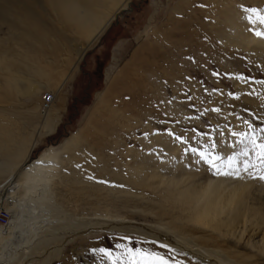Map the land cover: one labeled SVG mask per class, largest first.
<instances>
[{
  "label": "rangeland",
  "instance_id": "obj_1",
  "mask_svg": "<svg viewBox=\"0 0 264 264\" xmlns=\"http://www.w3.org/2000/svg\"><path fill=\"white\" fill-rule=\"evenodd\" d=\"M63 5L0 0V138L16 142L14 155L0 151V209L9 216L0 226L9 238L0 242L11 247L36 230L30 249L38 257L29 264H111L99 249L118 255V244L159 252L171 264H264L252 256L264 251V164L232 135L264 141V38L253 30L264 26L245 11L264 10V0H130L79 62L74 45L86 40L85 28ZM47 92L55 94L50 117L41 111ZM55 115L57 128L44 134ZM48 148L57 150L52 217L32 227L30 206L15 207L26 198L22 189L15 194L4 182ZM193 148L235 154V167L221 169L233 174H216ZM240 184L241 209L220 201L212 220L195 217L190 192L198 198L218 186L224 196ZM118 220L129 222L113 227Z\"/></svg>",
  "mask_w": 264,
  "mask_h": 264
},
{
  "label": "bare ground",
  "instance_id": "obj_2",
  "mask_svg": "<svg viewBox=\"0 0 264 264\" xmlns=\"http://www.w3.org/2000/svg\"><path fill=\"white\" fill-rule=\"evenodd\" d=\"M48 1H50V0H48ZM58 1H63V3H64L63 7L67 6L68 10L70 12L72 11L74 17L77 20H78V18H82V19H79V21H80L79 23H81L80 26L82 28H85L86 40H83L82 42H79L78 44H76L74 42V44H76V45H74V48H75V52L78 56V62H79V60H81L85 56L87 50L99 40V38L103 35V33L106 31V29L110 26L113 19L115 17H117L118 15H120L121 12L127 8L128 4L130 2V0H96V3L93 4L94 5V8H93L92 5H88V4H85V6L80 5L79 3H77L78 2L77 0H56V2H58ZM89 1H92V0H89ZM59 7H61V6H59ZM84 7H87V9L84 10ZM103 8H105L104 11H102ZM106 81H107V79H106ZM107 83H110V79H108ZM44 117H50L49 116V110L44 113ZM60 117H61L60 115H55V117H52L51 119H49V121H47V124L44 123L46 126L44 134H51L55 131V129L58 126ZM72 140H74V139H72ZM13 141L12 140L9 141L7 139L2 141L0 138V151H2V152L6 151L5 154L8 157L12 156V154L14 155V152H15V151H12L14 147L12 148V150L10 152V149H11L10 145L16 143L15 141L13 143ZM69 142H72V141H69ZM33 144H34V142H33ZM33 144L30 147V150H32V148L34 146ZM7 146H9V147H7ZM30 150H29V153H30ZM16 153H17V151H16ZM56 153H57L56 149L48 148L39 157H37L35 159H31V158L29 159L28 158V160L24 161L21 164L20 168L16 172L13 171L14 173H12L9 176V178H7L6 182H4V186L8 184L9 189L13 190L15 192V194H16V190H15L16 188L19 187L20 189H22L23 194H25L26 198H25V200L23 199L24 203L17 199V201H16L17 205H15V207L20 209L22 204H23V206L26 204L28 206H30L28 210H30V212L32 213V216H31V220L33 221L32 227L34 226V223L37 219H39V220L45 219V220L49 221L52 217V215L49 214L50 211L48 208H50V207H49V204L47 201L50 198V194H49V192H50V190H49V184H50L49 177L50 176H49V174L51 173V170L55 164L54 163L55 160H53V158L56 156ZM6 165H8V164H6ZM12 166H13V164L10 165V168L13 169L15 164L13 167ZM144 171L142 172L143 174L146 172V171L145 172ZM143 174H141V176H143ZM138 176L140 177V175L136 174V177H138ZM139 180H140V178L138 179V181ZM2 186L3 185H1L0 188H2ZM204 186H206V185H204ZM246 186L247 185H241L240 184V187L239 186L236 187L234 190H231L230 192L227 193V195L225 194L224 196H223L224 192H223V194L219 193V189H217L218 186L217 187L214 186L216 188L207 187L203 193L201 192L202 195L200 194V196H199L201 198H199V197L196 198V195H195L196 193L190 192L189 195L194 197L193 202L195 204L194 203L193 204L195 207V213H194L195 217L199 218V219H205L206 218L208 220H212L214 218V215L215 214L217 215L215 207H216L217 203L220 201H223V202L229 201L230 202L232 200H235L237 202H240L239 209H241V207L244 206L243 204H244L245 199H243V195H244V197L246 195V191H245ZM220 192H222V191H220ZM13 194L14 193H12V195H10L8 198H10V197L12 198ZM210 195H212V197H210ZM205 196L210 197L211 199L208 200V198H206ZM213 196H214V198H213ZM195 199L196 200L198 199L197 202L195 201ZM218 204H220V203H218ZM12 208L13 207H11V209ZM7 211H9V208H7ZM9 213H10V211H9ZM10 214H11V218H19V216L15 213L14 214L10 213ZM113 221H115V220H113ZM127 222H129V221H127V220H120L119 221L118 220L116 222H113V223H116L115 226H113V227H116L117 225L123 226ZM14 223H15V220H12L10 224L13 227L12 230H14V232L17 233L18 232L17 231V229H18L17 225L18 224H14ZM2 229L3 228L0 227V239H2V241H3L5 237H8V235H7L8 228H6V230H2ZM33 230L27 231V233H25V235L22 233V236L19 237V239L17 237L16 238L17 241L14 242L13 245L11 243V247L9 244H7L8 239L5 240L4 243L0 242V249H2V251H0V264H29V263L36 261V257H38V255L36 254L37 251L34 252L33 250L31 251V249L35 248V246L33 245V241L35 240V238H37V236L40 237L39 236L40 234L37 235L38 233H36V230H34V231ZM252 230H253L252 235L253 236L255 235V237H254V239H255L257 237L256 235L258 234L259 231L257 229H255V230L252 229ZM261 240H262V238H261ZM259 241L260 240H257L254 242V245H253L254 248L258 247L257 249H259V244H258ZM31 246H34V247H31ZM178 246H179V244H178ZM183 248L186 250V253L189 255H197L198 257L202 258L203 260H206V258H207L205 255L200 254V252L195 251V249L193 250L192 248L190 249V248L185 247V246H183ZM59 250H60V248L56 247L54 252L57 254ZM19 251H22V252L20 253ZM16 252L19 253L20 255L17 254ZM24 254H27L25 256H28V257L25 258L24 256H22ZM17 255H19V256H17ZM252 256H256V257H258V259H262L264 261V251L256 252V254H253ZM48 258H50V257H46L45 259H43V262H47ZM248 258H249V256H248ZM217 264H221V263L218 262Z\"/></svg>",
  "mask_w": 264,
  "mask_h": 264
},
{
  "label": "snow or ice",
  "instance_id": "obj_3",
  "mask_svg": "<svg viewBox=\"0 0 264 264\" xmlns=\"http://www.w3.org/2000/svg\"><path fill=\"white\" fill-rule=\"evenodd\" d=\"M246 12L250 13V15L247 17V19L252 23L254 26L259 24L261 26H264V10H260L257 8H248L245 9ZM254 30V34L257 37L264 38V30ZM213 75L219 76L220 73H213ZM227 76L228 74L225 73ZM238 79H245L243 76L238 77ZM260 83H264V81H261ZM229 95H232V93H229ZM213 111L219 112L220 110L213 109ZM248 127L251 129L252 125L248 124ZM264 131V130H262ZM233 136L240 137L239 143H245L247 141L250 143L254 148L257 149V155L260 159V162L264 164V141L257 144L256 138L254 133H237L233 132ZM177 139H180V137H177ZM216 145L213 143L211 145L212 149H215ZM193 152H198V155L201 160H203L205 163L209 164L211 168L215 169L216 174H223V175H232L233 173L230 171H221L222 168H233L236 165L237 156L230 155L226 159L221 157L219 153H213L209 151H198L197 149L193 148ZM244 155H247V153H244ZM245 170H247V165L245 167ZM236 175H239V172H235ZM261 179H264V176L260 177ZM125 239H128L125 237ZM118 248H122L123 252H121L118 255H113L112 251L110 249H104L101 248L99 251L104 254V256L111 261V264H171L168 257L162 255L159 252L156 251H150L143 248H130L125 245H117ZM160 247L167 248L168 245L162 244ZM95 251V250H94Z\"/></svg>",
  "mask_w": 264,
  "mask_h": 264
},
{
  "label": "built area",
  "instance_id": "obj_4",
  "mask_svg": "<svg viewBox=\"0 0 264 264\" xmlns=\"http://www.w3.org/2000/svg\"><path fill=\"white\" fill-rule=\"evenodd\" d=\"M55 101V94L52 92H47L43 95L42 102H41V111L43 113L47 112L51 109L53 106V103ZM1 198H0V204H1ZM9 220V216L6 214H3V212L0 209V226H3L6 224V222Z\"/></svg>",
  "mask_w": 264,
  "mask_h": 264
},
{
  "label": "water",
  "instance_id": "obj_5",
  "mask_svg": "<svg viewBox=\"0 0 264 264\" xmlns=\"http://www.w3.org/2000/svg\"><path fill=\"white\" fill-rule=\"evenodd\" d=\"M130 8H131V6H130ZM127 11V10H126ZM123 14V13H122Z\"/></svg>",
  "mask_w": 264,
  "mask_h": 264
}]
</instances>
